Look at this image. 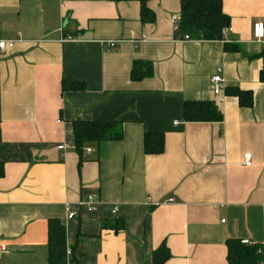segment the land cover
Wrapping results in <instances>:
<instances>
[{"label":"crops","instance_id":"obj_1","mask_svg":"<svg viewBox=\"0 0 264 264\" xmlns=\"http://www.w3.org/2000/svg\"><path fill=\"white\" fill-rule=\"evenodd\" d=\"M149 5L156 20L143 24L138 1L0 0V34L16 41L0 53V264H48L53 218L75 248L69 264H152L163 242L165 264H229L228 239L264 246V43L254 36L264 0H223L221 41L174 36L180 0ZM136 60L153 75L133 81ZM64 78L85 89L63 92ZM229 86L253 90V106ZM186 100L214 101L222 122L183 121ZM74 120H122L124 137L88 143L79 171ZM145 131L164 132L162 154L144 152ZM89 195L97 209L69 219L67 205ZM117 221L119 231L104 227Z\"/></svg>","mask_w":264,"mask_h":264},{"label":"trees","instance_id":"obj_2","mask_svg":"<svg viewBox=\"0 0 264 264\" xmlns=\"http://www.w3.org/2000/svg\"><path fill=\"white\" fill-rule=\"evenodd\" d=\"M138 1L141 5L140 18L143 24L153 23L156 13L150 7L151 0H118ZM179 39L224 40V31L230 27L231 19L223 10V0H180ZM226 51H238L236 45L224 43ZM264 57L263 52L258 57ZM153 75V64L150 61L136 60L131 68L130 77L139 81ZM260 81L264 82V70L260 72ZM62 91H83L85 82L64 78ZM225 95L235 96L241 107L251 108L254 104V92L237 86L225 89ZM221 109L211 100H186L183 104V121L185 122H222ZM122 120H74L72 143L79 154L78 169L81 170L85 147L88 143L101 144L108 141H120L124 137ZM165 134L158 131H145L143 149L146 154L159 155L165 150ZM2 141V124L0 121V142ZM5 175V164L0 161V178ZM104 227L119 231L124 223H105ZM229 264H264V246L259 243H243L237 238L226 242ZM67 231L65 224L53 218L48 222V264H69L75 261V255L67 256ZM74 247L72 250L74 252ZM169 247L163 242L152 253V264H165L171 258Z\"/></svg>","mask_w":264,"mask_h":264},{"label":"built area","instance_id":"obj_3","mask_svg":"<svg viewBox=\"0 0 264 264\" xmlns=\"http://www.w3.org/2000/svg\"><path fill=\"white\" fill-rule=\"evenodd\" d=\"M173 22H179V17L177 16H173L172 18ZM254 36L255 38L259 41V42H263L264 43V23L262 22H258L254 25ZM188 38V36H186V39ZM16 41L14 39H7L5 37H3L0 34V53H4L6 52L8 49H12L15 46ZM107 44H109L111 47H115L116 46V41L115 40H109L107 42ZM222 68L218 69V73L216 74V76H214L213 81H214V92L216 94H222L224 91V85H223V77H222ZM73 148L74 145L73 143L70 144ZM60 149H65L67 147V144H61L58 146ZM87 153H90L92 151L91 148H86L85 150ZM245 158V164L250 166L252 164V156L250 153L245 154L244 156ZM169 201H173V199H170ZM97 199L95 196L93 195H89L88 197L80 200L77 204V207L71 206V205H67V214H68V218L69 219H75L80 211V209L82 208H86L89 211H94L97 209ZM113 214L117 213V209L115 208L112 211ZM243 243H250L249 240H243ZM7 250V246H5L4 244H0V252L6 251ZM67 256L68 259L71 258L72 254H73V250L71 246L67 245Z\"/></svg>","mask_w":264,"mask_h":264},{"label":"water","instance_id":"obj_4","mask_svg":"<svg viewBox=\"0 0 264 264\" xmlns=\"http://www.w3.org/2000/svg\"><path fill=\"white\" fill-rule=\"evenodd\" d=\"M179 33H180V29L178 28V29L175 31L174 36H177Z\"/></svg>","mask_w":264,"mask_h":264}]
</instances>
